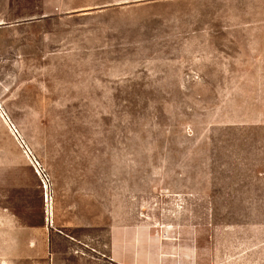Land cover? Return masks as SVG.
<instances>
[{"label":"rangeland","instance_id":"374dc122","mask_svg":"<svg viewBox=\"0 0 264 264\" xmlns=\"http://www.w3.org/2000/svg\"><path fill=\"white\" fill-rule=\"evenodd\" d=\"M263 58L264 0H0V264H43L45 204L74 174L97 219L104 204L173 217L184 168L192 208L175 216L264 217L230 194L200 207L193 191L238 172L231 123L263 104L241 77Z\"/></svg>","mask_w":264,"mask_h":264},{"label":"crops","instance_id":"0c3cea01","mask_svg":"<svg viewBox=\"0 0 264 264\" xmlns=\"http://www.w3.org/2000/svg\"><path fill=\"white\" fill-rule=\"evenodd\" d=\"M262 62L263 73L238 76L253 81L263 98V104L239 107L245 116L231 123L241 142L233 149L238 172L200 175L193 190L200 207L210 192L236 195L245 209L264 210V58ZM192 185L191 171L174 173L172 187L180 198L174 197L169 206L174 216L166 220L113 213L111 204L103 206L108 216L97 219L95 194L86 179L77 174L55 178L45 220L56 232L43 236V264H264V217L175 216L191 210Z\"/></svg>","mask_w":264,"mask_h":264}]
</instances>
